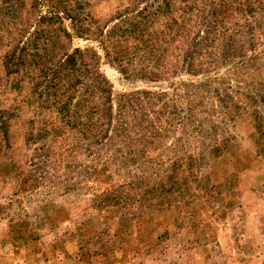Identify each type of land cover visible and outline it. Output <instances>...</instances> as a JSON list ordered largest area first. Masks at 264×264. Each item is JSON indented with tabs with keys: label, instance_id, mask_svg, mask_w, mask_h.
I'll use <instances>...</instances> for the list:
<instances>
[{
	"label": "rangeland",
	"instance_id": "374dc122",
	"mask_svg": "<svg viewBox=\"0 0 264 264\" xmlns=\"http://www.w3.org/2000/svg\"><path fill=\"white\" fill-rule=\"evenodd\" d=\"M229 2L0 0V264H264V0Z\"/></svg>",
	"mask_w": 264,
	"mask_h": 264
},
{
	"label": "trees",
	"instance_id": "16d2710c",
	"mask_svg": "<svg viewBox=\"0 0 264 264\" xmlns=\"http://www.w3.org/2000/svg\"><path fill=\"white\" fill-rule=\"evenodd\" d=\"M231 3L229 2V0H211L210 3V7L211 9H209L210 14L212 15L211 20L208 23V26L210 27H215L217 26L219 23H221L223 20H225V14L228 11V9L230 8ZM254 4H252V2H249L248 5L246 4H236L234 5V7L232 6V9L234 10H244L245 13H248L250 11H252ZM192 52L187 56V58H191L192 59ZM191 67H193V64H191ZM192 69V68H191ZM207 86V85H206ZM146 94H151L150 92H145ZM220 97V101L223 103V106H226V102H227V98L226 96H223L221 94H219ZM226 95H229L226 93ZM141 94H139V96L137 97L138 102L140 103L141 101ZM164 106H171L170 103L166 102L163 104Z\"/></svg>",
	"mask_w": 264,
	"mask_h": 264
}]
</instances>
